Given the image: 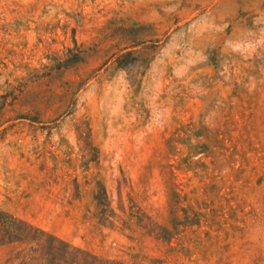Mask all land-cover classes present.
I'll list each match as a JSON object with an SVG mask.
<instances>
[{"label": "rangeland", "instance_id": "1", "mask_svg": "<svg viewBox=\"0 0 264 264\" xmlns=\"http://www.w3.org/2000/svg\"><path fill=\"white\" fill-rule=\"evenodd\" d=\"M0 211V264H264V0H0Z\"/></svg>", "mask_w": 264, "mask_h": 264}, {"label": "trees", "instance_id": "2", "mask_svg": "<svg viewBox=\"0 0 264 264\" xmlns=\"http://www.w3.org/2000/svg\"><path fill=\"white\" fill-rule=\"evenodd\" d=\"M30 230L27 226L22 228L17 225V220L2 211H0V245L12 243L22 237H29ZM36 241L35 245L30 249L29 254L22 258V264L33 263L36 260L34 256L42 247L39 244V238L33 237ZM55 238L52 243L47 247L48 252L43 254L52 256L51 264H104L103 260H98L95 256L83 253L81 249L75 248L72 245L58 241L55 244ZM45 257H43L44 259ZM46 259V258H45ZM39 264H44L39 263Z\"/></svg>", "mask_w": 264, "mask_h": 264}]
</instances>
